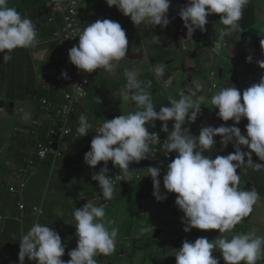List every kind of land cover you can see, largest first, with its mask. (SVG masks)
<instances>
[{
    "label": "clouds",
    "instance_id": "9594fccd",
    "mask_svg": "<svg viewBox=\"0 0 264 264\" xmlns=\"http://www.w3.org/2000/svg\"><path fill=\"white\" fill-rule=\"evenodd\" d=\"M255 1L105 0L109 8L115 7L135 26H140L139 33L142 30L146 32L145 37L155 46L158 55L166 41L176 39V44L193 46L190 41L197 29L203 32L201 37L205 36L202 40L204 44L211 43L210 48L206 47L207 54L201 56L213 57L212 64L202 69L201 58H198L197 65H189L192 71L186 73L191 82L181 88L188 80L182 78L173 86L170 84L172 78L180 76L161 64L166 55L162 53L159 59L155 55L148 58L150 49L145 48L134 52L136 46L147 43L143 38L129 35L134 44L128 53L133 60L139 55L153 60L127 66L124 72H119L115 81L118 88L115 85L112 88H117L116 93L121 96L120 103L124 107L135 108L136 111L103 120L91 141L90 151L84 156L85 164L92 169L101 162L107 165L111 161V166L122 170L130 180V163H139L150 155L154 163L153 149L158 144H165L168 153H177L166 168L149 167L146 171L151 177V182L147 184L153 185V196L158 206L167 203L171 197L161 193V182L166 193L176 194L175 204L184 214L182 219L175 221L179 235H182L179 232L182 229L185 233L192 229L204 232L216 230L219 234L231 230L235 232V226L249 216L260 199L257 192L260 180L252 179L247 171H239L245 164L255 171L264 169V57H255L251 52L264 51V19L258 15L260 1L253 4ZM169 8L175 13H168ZM252 11L256 21L249 26ZM212 14L216 15L207 21ZM180 21L185 30L182 28L176 34V24ZM144 22H148L150 27L141 28ZM196 33L200 34L199 31ZM73 37H78L79 43L69 50V61L79 71L89 75V79L104 76L95 72L101 68L111 73L126 57L129 41L118 22L98 19L86 24L82 31L77 29ZM37 44V27L32 20L22 17L16 8L10 7L8 0H0V53H4L3 62L12 60L11 53L15 49L35 48ZM238 44L242 47L239 48ZM232 49L238 53L232 54ZM238 61L237 72L251 83L242 92L230 86L233 76L224 66L228 64L229 71H232ZM141 65L144 66L143 71L139 68ZM196 67L200 72L198 75H194ZM211 68H214L212 73L209 72ZM61 78L68 79L67 73L62 72ZM72 86L83 94V87ZM47 89L52 90L51 87ZM162 89L167 90L168 96L154 105L152 97ZM187 90L191 95L185 94ZM102 93L97 91L96 99H102ZM61 96L62 93L57 101L51 94L50 99L58 103ZM212 106L217 110H213ZM100 107L97 112L104 117H109L104 110H114L105 104ZM243 119L248 121L247 125L242 122ZM91 120L98 121L95 117ZM147 124L155 127L157 133H150L145 127ZM185 124H190L191 129L183 128ZM92 127L86 116L79 117V136L88 135ZM191 131L199 132V135H191ZM221 148L220 155L214 159L204 154L211 149L212 154H217ZM253 154L263 163L255 162ZM108 172L105 166L91 177L98 183L101 198L106 203L116 199L114 181L117 177L110 178ZM106 203L97 202L94 205L88 202L82 208H75L77 246L68 252L70 259L67 261L61 259L65 255V246L60 235L48 225L34 223L19 243L20 264H24L25 258L35 264H98L95 259L98 254L107 256L115 251L119 232L118 228L111 227L115 221L104 220ZM187 238L192 241H182L180 248L177 244L172 247V242L168 246L175 252L176 264H220L219 259L213 256L217 250L225 264H257L264 255V236H257L255 231L234 234L231 238L219 235L212 241L206 237L194 240L191 235ZM177 240L181 239L174 236L173 241Z\"/></svg>",
    "mask_w": 264,
    "mask_h": 264
},
{
    "label": "trees",
    "instance_id": "16d2710c",
    "mask_svg": "<svg viewBox=\"0 0 264 264\" xmlns=\"http://www.w3.org/2000/svg\"><path fill=\"white\" fill-rule=\"evenodd\" d=\"M259 1L261 0H256L253 4H257ZM250 2H252V0H249V3ZM12 3L16 5V10L21 14L22 17L30 18L32 22L36 25L38 44L36 45L35 48L15 49L11 53L12 60L8 63L3 62L4 53H0V105L4 107L8 113L13 112L18 108L17 105L12 104L11 102L4 101V98L7 96L14 95L15 93L18 92V88L16 85L18 82L17 79L19 76L27 77L29 66L34 71V77H31L32 81L30 84V86H32L31 89L32 95L38 96L39 90L47 89V87H51L52 90L59 93L61 91L59 90L60 87L63 88L65 85L64 82L61 83L60 81V75L63 71L70 74L72 80L70 83L71 94L68 96L62 94L63 96H61V101H63V106H60L52 116L43 109L44 112L46 113V116L42 118L41 116L38 115L39 120L36 122L30 116L36 117L37 114L33 115L31 113H28L29 116H27L21 113L23 123L17 126L14 129V131L10 133L11 135L9 136V138L6 139V137L0 136V172L3 171L4 174L6 172L9 173L10 180L13 181V183H10V192L18 196L19 202L21 203L27 202L28 205L27 221L29 220V223H31V226L25 225L23 227L22 225H18L17 221L19 223H22L23 225L25 224V215H22L23 213L20 204H18V208L21 212L19 217L17 214H15V212H14L15 214L14 217H10L8 215L6 216L0 215V245H4L6 243L4 235L8 230L7 228H5V225L6 227L11 226L15 232L20 230L28 232L30 228L33 226V224L38 222L40 224L50 226L53 230H55L58 234H61L62 236H67V229L64 227V223H63L64 219L61 221L59 225L55 222L51 223L48 220L45 221L44 215L48 211V206L45 205L43 207L40 204L35 203L33 201V196L27 195V193L32 191L31 190L32 187H35L36 191L39 189H43L45 191L46 189L49 190V188H51L56 192L58 190L61 191L64 194L67 202L69 204L71 203L74 195H76L75 191L69 189L68 185L59 184L57 180L53 182V179L47 176L49 163H53L54 169H58L62 167V165L64 164L65 169L72 171V173L74 172V169L80 168L81 165H84L88 169L92 170V168H90L85 164L83 159H79L78 161L76 159V154H75L76 151L80 152V150H82L84 153L82 147H77V149L73 148L76 147L74 142L77 140H79L78 141L79 144L86 145L87 143V141H84L85 136L81 137L77 133V128L79 126V117L81 115H84L87 117L88 120H91V118L94 117L98 120V121L89 122L92 124L93 127L89 130V134L86 135V137L95 134L96 130L105 121V120L101 121L102 115L99 114L97 110H95L96 107L95 103L97 102V100H95L96 93L97 91H103L101 96H104L106 92H109L106 89L109 87H102L99 90H97L96 88H92L95 86L92 79H88V83L85 85H81L77 80L79 77V71L76 67H74V65L70 63L68 56L69 50L74 45L72 44L64 45V41L70 40L78 44L79 40L78 37L77 38L73 37L72 29H66L65 27L59 26L60 20L64 17V15H66L65 12L66 10L63 9L61 13L56 14L54 11H52V8L50 6L51 0H8V5L10 7H12ZM32 3L35 4L34 10L30 9ZM92 8H94V5H91L86 10V11L89 10V14H90V18L86 24L94 23L96 20L100 19L99 15L101 16V18L106 17L107 19L114 20L115 22L121 20L120 25L122 26V28L125 29L129 41V45L127 49L128 52L132 47L130 46L129 35L135 36L136 38L137 37L136 31H140L139 27L138 28L133 27V23L128 17L123 16L115 7L109 8L108 5L105 3V1L101 2L96 7L97 11H94ZM255 21L256 19L254 16V12L252 11L248 19V25L253 26ZM86 24L77 25L76 30L79 29L82 31L83 28L86 27ZM173 45H176V43H173ZM47 46L52 47L54 51L48 53L50 55V63L44 70L43 78L40 79L38 76L39 70L36 68L37 66L34 60L36 58L43 59L40 57L39 54L41 52L46 51ZM178 46H180L181 48V53L177 57H173L170 59H166L165 61H162L161 64L164 67L170 69H174L178 65L182 66V64L184 63H188L190 66L195 67L196 64L194 65L193 58L190 57V54L187 56H183L182 45L178 44ZM190 48L192 49L193 46H191ZM164 54L167 55V52H165ZM173 61H175L174 64H171ZM118 63L120 66L114 68L111 73L106 72L102 68L96 70L95 72L103 73L104 77L108 78L112 83H115L116 79L119 77V72H124L128 68L125 63L122 62H118ZM139 68L141 71L144 70L143 65L139 66ZM46 70L47 73H45ZM72 85H79L83 87V94H80V91ZM55 87H57V89ZM44 99H49V98L47 97L41 98L42 107L44 104L43 103ZM120 99H121L120 95L117 96V100L110 93L105 95V103H104L105 106L114 109L110 112L106 110L103 111L105 115L107 114V116H109V117H105L106 120H111V118L113 119L119 115H127L129 113H133L136 111L135 108H126L124 106H121L122 104L120 103L121 102ZM88 103L90 104V107L91 106L93 107L91 110ZM60 113L62 115L67 116L70 119V122L65 127L59 126L55 122L57 118L61 117ZM54 130H56L55 134L53 133ZM190 134L199 135V132L191 131ZM23 138L28 140V144L22 143V141H20ZM21 144L23 145L22 147H20ZM42 149L45 150L47 149L53 152L45 155L39 152ZM86 149L90 151L89 148ZM63 152H66L67 155L66 156L63 155ZM176 155L177 153H175V157ZM43 156H48V157H43ZM43 158H46L48 160L47 161L35 160V159H43ZM65 158H66L65 162H63V159ZM5 160H6V164L8 165L6 167V170H4L5 168L4 164H1V162H4ZM103 164L104 163L101 162L98 165H103ZM142 169L144 170V166L142 167ZM19 182H21L24 185L21 195H19L18 192H14L12 190L14 187L16 189L18 188ZM92 182L95 185V192L99 195L100 194L99 187H97L96 183L93 180ZM150 182H151V177L148 178V183ZM25 184L27 185L25 186ZM139 190H142V188L139 187ZM150 190L151 189H149V191ZM160 190L164 191L162 193L166 194V191L163 188V182H161ZM134 191L136 193L139 192L138 190H134ZM167 194L176 196V194L174 193H167ZM138 197L142 198L144 209L155 210L156 208H158L157 200H153L152 203L149 204L147 198L145 196L143 197V194L138 195ZM48 198L49 197L47 196L46 197L47 201ZM172 204H174V202ZM172 207L173 205H169V209H171ZM74 210L75 207H71L69 205L67 208L66 216L69 215V218L75 221ZM132 219H135V216L132 215L131 212V220ZM178 219H179V215H178ZM123 220L126 221V217L123 218ZM142 224H144V222ZM174 231L175 233H177L178 231L177 228H175ZM160 238H161L160 236H157L154 239V241L148 243L147 248L150 249V252H147L141 249L139 246H136L130 252V254H133L134 252V254L136 255L138 250H143L144 256H146L144 259V264H153L147 261V255L155 251L161 252V249L159 248V246L161 245L157 244V240ZM135 239L137 245H140L142 243L141 237L136 236ZM18 253H19V249H16V251L12 252L10 255H8V257L13 261L16 262L18 261V264H20L18 259ZM102 258L103 260H105L106 257H102ZM107 258L116 259V257L115 256L112 257L111 254ZM134 261H137V255L135 256ZM156 263L163 264V261L156 259ZM24 264H35V262L28 260V258H25Z\"/></svg>",
    "mask_w": 264,
    "mask_h": 264
},
{
    "label": "crops",
    "instance_id": "0c3cea01",
    "mask_svg": "<svg viewBox=\"0 0 264 264\" xmlns=\"http://www.w3.org/2000/svg\"><path fill=\"white\" fill-rule=\"evenodd\" d=\"M212 28H214V21L212 24ZM196 36H199V38L201 37V34H197ZM168 38L170 39V37L168 36ZM176 41V39H174ZM182 40H185L184 37H182ZM183 43V42H182ZM190 44H192L194 46L193 49H189L190 53V57L193 58V62L194 65L198 63V58H201V54L199 53V51H201L200 49V41L199 43H197V41L195 40V36L192 37V40L190 41ZM197 50V51H196ZM167 52L166 55V59H170L173 57H177L180 53H181V48L180 46H178V43L176 45H173L172 40L170 41H166V45L163 48V50L160 52V55L162 53ZM253 53V55L255 57H264V51H251ZM232 54L238 53V51L236 49H232L231 50ZM175 61H173L171 64H174ZM239 64V61L237 63L234 64V68L232 71H229V66L228 64H224V66L227 68V71L229 72V74H232L231 79L229 81L230 86H235L237 89L241 90V92L245 89H247L248 87L251 86V83L247 82L248 78L247 77H241V75L237 72V66ZM199 69L196 67L195 71H194V75H198L200 74V72H198ZM47 73V70L46 72ZM31 77H34V71L33 69L29 66V71L27 73V77L26 76H19L18 77V82H17V88H18V92L20 94H26V95H32L31 89L32 86H30L31 84ZM233 78V79H232ZM92 80L95 84L94 87L92 88H96L97 90H99L102 87H109L111 88L114 83H112L108 78L104 77V76H93ZM241 80H246V81H241ZM91 88V90H92ZM117 88L114 89L113 93H111V95L113 97H115V99L117 100V96L118 94L116 93ZM38 94V93H37ZM52 94V98L56 99L58 101V96L60 95V93L52 90L51 91ZM108 94V92L105 93V95ZM100 94H97V96H99ZM105 95L103 96L102 99L98 100L95 103V110H101L100 105L105 103ZM168 96V92L166 89H162L160 90V92L158 93V95H154L152 97V102L154 105H156L163 97ZM16 105V104H15ZM124 106V105H121ZM93 107H90V110ZM21 110L19 108H17L15 111L8 113L7 110H5L4 107H2L0 105V136L2 137H6L9 138V136L11 135V129L9 127V123L8 121L13 119V118H22L21 117V113L28 115V113H24V112H20ZM31 118H33L36 122L39 120L38 115L36 117L30 116ZM105 120V117L102 116L101 117V121ZM242 122L244 124L247 125L248 121L246 119H243ZM19 126V125H18ZM220 125H217V127H219ZM145 127L148 129V131L150 133H157V129L155 127H153L151 124H147L145 125ZM188 129H191V127H189ZM159 135V134H158ZM160 137V136H159ZM219 140L221 139V137H218ZM20 141H22V143H27L28 144V140L23 138ZM84 141L86 140V137L84 138ZM77 142V141H75ZM80 146L83 144H79ZM23 145L21 144L20 147H22ZM85 147V145H83ZM221 146V145H219ZM29 148V147H28ZM74 149H77L76 147H73ZM84 153H80V152H75L76 154V159L77 161L79 159H83L84 160V156L85 154L89 151L88 149H84ZM223 148L220 149V151L217 154H212L213 149L209 150L208 152L204 153L207 156H210L211 158H215L217 155H220L221 151ZM67 155V153L65 154V156ZM66 158L63 159V162H65ZM144 162V170L142 169L143 166L137 167L135 166L134 169L135 171L133 172V174L138 175L137 178L134 180L135 183H140L145 185V183L143 182L144 179H147L149 177V173L146 171L149 167H156L155 164L153 163V156H149L148 159L146 160H142ZM260 163H263V161H260ZM1 164H4L5 167H7L8 165L4 162H1ZM113 163L111 161H109L107 163V165L103 164V165H97V167L95 169H92L93 172L98 173L100 171L101 168L103 167H107L109 169V167L112 165ZM150 164V166H149ZM4 170H6V168H4ZM241 172H245V171H241ZM90 174L89 169L87 167H85L84 165H81L80 168L78 169H74V172L72 173V171L65 169L64 164L62 165V167L58 168V169H54L52 166V163H49V169L47 170V176H49L50 178L53 179V182L55 180L58 181L59 184H63V185H68L69 189L75 191V194L71 203L69 204L67 202V200L65 199L64 194L61 191H55L51 188H49V191H51L49 193V198L47 201L46 206H48V211L46 212V214L44 215V220H48L51 223H57L58 225L61 223V221L63 220L64 223V227L67 229V236H62L61 234V241H62V245L65 246V255L61 258L62 260H65L67 258H69L68 256V252H70L71 250L75 249L77 246V236H76V228H75V224L76 221H74L73 219L69 218V215L66 216L67 213V208L70 205L71 207H75L77 206V204L79 203L80 207L82 208L86 203L90 202L92 204H96V202L94 201V195H95V185L92 182L91 176L88 177V175ZM0 175H4L3 171L0 172ZM139 179V180H138ZM138 180V181H137ZM260 182L257 184V192L260 195V199L257 201V203L255 204L252 212L249 214V216L242 218L241 222L238 223L235 228L236 231L233 232L232 230L230 232L227 233H220L218 231H214V232H205L203 237H206L209 241L214 240L215 238H217L219 235L222 236H227L228 238H231L232 235L234 234H245L251 231H255V234L257 236H264V218H261L258 214V212L264 207V177L262 179H259ZM11 183H13V181H11ZM148 183V182H147ZM132 186V185H131ZM37 187V186H36ZM133 187V186H132ZM144 189V188H143ZM31 192H28L27 195L33 196V201L35 203L40 204L42 201V197H43V193L44 190L43 189H39L36 191L35 187H32ZM136 190H138L139 192L137 194L141 195L143 194V197L145 196L149 202V204L152 203L153 200H156L153 196L152 193L150 194H146L145 190H143L142 192L139 190V187L136 188ZM134 191V190H131ZM88 195V197H87ZM115 195H116V199L110 202H105V201H100L99 203L101 204H105L106 203V207H105V222L109 221V220H116L117 224L118 222L122 219L126 217V214L129 216L130 219V212H129V204L128 202V195L124 194V191L116 189L115 190ZM47 196V193H46ZM102 199V198H99ZM167 200V199H166ZM25 204H27V202H25ZM29 204V203H28ZM78 208V209H79ZM175 210H177L178 215L182 214V212L179 210L178 206L175 204H173V207ZM18 215V217L20 216L21 212L18 208V213L16 211L11 212L8 216L10 217H14L15 214ZM28 219V215H25V224L23 225L22 223H18V225H22L23 227L25 225L31 226V223H29ZM139 219H132L131 220V226H130V231L126 233L129 225H128V218H127V224H125L124 227H127V229L125 230V235L127 237H136L137 235H140L141 232H145L148 231L150 228H156V225L153 223H147V224H139ZM27 222V223H26ZM112 227V226H111ZM115 227V226H114ZM5 228H7V232L5 233L4 237L6 240V243L4 245H0V264H18V261H13L12 259H10L8 257V255H10L12 252H15L16 249H19V243L20 240L23 236V234H26L27 232L20 230V231H14L12 229L11 226H7L5 225ZM72 228V229H70ZM117 228V226L115 227ZM74 230V231H73ZM73 231V232H72ZM188 235H191L192 238L195 240L197 238V234H201L200 230L194 231L193 229L186 233ZM179 235L175 233V237ZM143 242L144 240L141 239ZM134 242V241H133ZM142 242V243H143ZM122 241H119L117 250L114 254H118V257H121L119 255V251L121 250V248L119 249V247L121 246ZM141 243V244H142ZM182 243L181 240H177L176 244L177 247L180 248V244ZM119 249V250H118ZM118 251V253H117ZM150 252V250L148 251ZM171 253H174L173 251H171ZM214 254H220L222 255L220 252H214ZM135 254L134 256H132V254L129 253L128 257H121L124 261V259H129L133 262V264H144V259L145 257L139 261H134L135 258ZM102 257H106L104 255H101ZM103 259V258H102ZM113 259V258H110ZM220 264H225V262L223 260H219ZM156 262V260H155ZM98 264H104L103 262L98 263ZM110 264H115V263H110ZM154 264V263H153ZM257 264H264V255L261 256V258L257 261Z\"/></svg>",
    "mask_w": 264,
    "mask_h": 264
},
{
    "label": "rangeland",
    "instance_id": "374dc122",
    "mask_svg": "<svg viewBox=\"0 0 264 264\" xmlns=\"http://www.w3.org/2000/svg\"><path fill=\"white\" fill-rule=\"evenodd\" d=\"M57 2V5L55 6V10L54 12L56 14H59L63 11V7L61 6V3H63L65 0H55ZM105 0H92V5H94V8H92L94 11H97V6L103 2ZM187 3V1H186ZM75 6H78L79 9H83L84 8V4H80L79 2H77L75 4ZM12 7L16 8V5H14V3H12ZM247 6L245 7L244 11L246 10ZM258 8L260 9L258 11V15L260 18L264 19V0H261L259 3H258ZM30 9H35V4L32 3L31 6H30ZM70 9V8H69ZM243 11V13H244ZM168 13H175V11L172 9V8H169V11ZM213 15H216V14H212L210 16L207 17V21L210 20V18L213 16ZM99 18L100 19H107L106 17H102L99 15ZM114 21V20H112ZM118 23L120 24L121 23V20L118 21ZM144 24V27H141V28H144L146 29L147 27L149 28L150 25L148 22H144L142 23ZM151 24V23H150ZM153 26H157L155 24H152ZM133 27H140V26H135L133 24ZM124 29V28H123ZM125 30V29H124ZM148 31V30H147ZM159 31L161 32V29H159ZM162 31L166 32L165 28H162ZM75 32V31H74ZM137 33V37L136 38H143L145 41H146V47H147V50L150 49V55H155L157 57V51L155 49V46L152 45V42L151 41H148V39L145 37L147 36L146 35V32L144 30H142L141 33H139L138 31H136ZM130 40H132V37L129 38ZM175 41L173 40V43ZM68 44H72V45H77L76 42H73V41H70V40H65L64 41V45H68ZM189 45L187 44H183L182 45V52H183V56H187L189 55L191 52L189 51V49H191L190 47H188ZM206 46L207 48H210L211 47V43L208 42L206 44H204L203 46H201V51H200V54L203 56V55H206L207 54V50H206ZM139 46H136L135 47V50H138ZM184 49V50H183ZM54 51V49L50 46H47V50L44 51V52H41L39 55L41 58L43 59H35V64H36V68L39 70V73H38V76L40 79L43 78L44 76V70L45 68L48 66V64L50 63V55L48 53ZM201 61H202V69L203 68H206L208 65H211L212 64V61H213V57H210V56H206V57H201ZM208 61V62H207ZM122 63H125V62H122ZM167 63V62H165ZM129 64H132V63H129ZM75 67V66H74ZM214 71V68H211L209 70L210 73H212ZM185 78V81L188 80L189 76L188 77H184ZM114 85L118 88V86L114 83ZM169 87V85H168ZM108 91H114V88H106ZM170 89V87H169ZM52 90L50 89H40L39 90V95H26V94H20V93H15L14 95H11V96H7L4 98V101L6 102H11L12 104H16L18 106V108L21 110L20 112H24V113H31L33 115H39L41 116L42 118H44L46 116V113L44 112L43 110V107H42V101H41V98L42 97H47V98H51V92ZM171 91V89H170ZM63 96V95H62ZM98 101V99H95ZM212 109L213 110H217V109H214V106H212ZM89 122H93V120H88ZM9 123V127L11 129V132L14 131V129L23 123L22 121V118H13L11 120L8 121ZM190 127V124H185L183 125V128H186L188 129ZM10 132V133H11ZM229 148V147H228ZM80 153H83L82 150H80ZM35 160H39V161H47L48 159H35ZM156 162H158V160H156ZM4 163H6V160L4 161ZM129 170L134 172L135 169L132 167V166H129ZM89 172L90 174L88 175L92 177L93 174H95V172H93L92 170L89 169ZM112 176L113 178H115V176L117 177L115 179V183H114V187L115 189H119V190H122L124 191V194L128 195V204H129V211L131 210L133 212V215H137L138 212L144 208V204H143V200L142 198L138 197V196H133V194H129V190L130 188H124L122 186H120L118 184L119 182V177H118V174L116 173H112ZM138 181V180H137ZM145 183V185L143 184H140V183H136L134 184V188L133 190H136L137 187H141L142 190H140L141 192L143 191V188L144 190L146 191L145 193L148 195L150 193L153 194V186H150L147 184L148 181H143ZM10 183H11V180H10V177H9V173L6 172L4 175H0V215H3V216H6V215H9L11 212L13 211H16L18 213V204L21 205V209H22V215H28L27 214V211H28V205L25 204V203H21L19 202V198L17 195H14L10 192ZM149 189H151L149 191ZM51 191H49L48 189H46L43 193V197H42V201L40 203L41 206H45L47 204V199L46 197L49 196V193ZM164 192V191H161V193ZM46 193H47V196H46ZM167 194V193H166ZM88 197V195H87ZM176 199V196H171L169 199H168V204L169 205H172V203L174 202V200ZM94 201L97 203V202H100L102 201V199H98V194L95 193L94 195ZM80 205L79 203L77 204L76 208H79ZM171 219H175V221L178 222V220H180L182 217H183V213L179 215V219H178V213H177V210H175L174 208H171ZM261 218H264V207L258 212V214ZM127 218H128V229L127 227H124L125 224H127ZM112 221H115V223L112 225V227H116L119 229V232H118V236L116 238V245H115V251L113 253H111V256H115L116 259H109L107 258L109 255L106 256L105 260H103L101 258V255L102 254H98L95 259H97L98 263H101L103 262L104 264H110V263H115V264H133V262L129 259H126L129 255V253L134 249V247L136 246H139L141 249L145 250V251H149L150 249L149 248H146L145 244H143L144 242H147L149 241L150 239H153V235H157L159 232H161L160 229H154V228H150L148 231H145V232H141L140 235H137L139 237H141V239L144 240V242L140 245H137L135 244L136 242V239L133 240L132 237H127L124 233H125V230L127 229L126 233L130 231V226H131V212H130V219H129V216L126 214V221H124L123 219H121L118 224H117V221L116 220H112ZM144 221H148V219L146 218L145 220H141L139 222V224L141 225ZM164 224V223H162ZM179 225V224H178ZM180 228H183V226L179 225ZM194 231H197V229H193ZM215 230H209V232H214ZM204 234H197L196 236H202ZM167 236V234H163L162 237L160 239L157 240V244H161V246H159V248L161 249V252H151L147 255V261L149 263H154V264H157L155 262L156 259L158 260H161L163 261V264H176V260H175V254L174 253H171L172 249L169 248L167 249V245H166V242H165V237ZM136 238V237H135ZM122 241L121 243V246L119 247V249L121 248V250L119 251V255L121 257H126L123 261V259L121 257H118V254H114L117 250V247H118V244H119V241ZM135 241V242H133ZM118 249V250H119ZM143 250H138L136 255H137V260L141 261L145 256H144V251ZM118 253V251H117ZM134 256V252L132 254ZM105 256V255H104ZM69 258L65 259L64 261H67L69 260ZM15 264V263H14ZM17 264V263H16ZM143 264V262H142Z\"/></svg>",
    "mask_w": 264,
    "mask_h": 264
},
{
    "label": "built area",
    "instance_id": "2783aa9c",
    "mask_svg": "<svg viewBox=\"0 0 264 264\" xmlns=\"http://www.w3.org/2000/svg\"><path fill=\"white\" fill-rule=\"evenodd\" d=\"M79 2L80 4H84V8L81 10L78 8V6H75V4ZM92 0H65L63 3H61V6L63 7L64 10H66V15H64V17L60 20L59 22V26L60 27H65L66 29H72V35L74 33V31H76V26L77 25H83V24H86L90 18V14H89V10L86 11L91 5H92ZM57 5V2L55 0H51V8H52V11L55 10V6ZM70 8V9H69ZM70 39V38H68ZM79 71V70H78ZM64 72V71H63ZM215 74V72L213 73V75ZM67 76H68V79H62L61 78V75H60V81L61 83L64 82L65 85L64 87H60L59 90L60 93L64 94L65 96H68L71 94V86H70V83H71V80H72V77L70 74L67 73ZM88 79H89V75L79 71V77H78V81L81 85H85L88 83ZM57 89V87H55ZM43 109L45 111H47L51 116L57 111V109L60 107V106H63V101H60V102H54L52 101L51 99H44L43 100ZM60 116L59 118H57L55 120V122L57 123V125L59 126H67L68 123L70 122V119L65 116V115H62L60 113ZM97 125V124H96ZM95 125V126H96ZM53 133L55 134L56 133V130L53 131ZM96 134H93L91 136H88L86 137V140H87V143L85 145L86 148H89L90 149V144H91V141L92 139L94 138ZM79 140H77V142H74V144L77 146V147H82L85 149V147L83 145H79L78 143ZM72 145V144H71ZM39 152L47 155L49 153H52L53 151H45V149H42L40 150ZM153 155L154 156V164L156 167H159L160 169L161 168H166L167 164L170 163L173 158L175 157V153L172 152V153H168L167 151V148H166V145L163 144V143H160L158 144L154 149H153ZM43 157H48V156H43ZM45 159V158H43ZM156 160H158V162H156ZM116 173L118 174V177H119V182L118 184L124 188H128L130 187L129 185L134 182V180L137 178L138 175L136 174H133V172L131 173V179L129 180V178L127 176L124 175L123 171L122 170H117V169H114L113 166H110L109 168V172H108V175L110 178H113L112 176V173ZM150 178V177H148ZM148 178L147 179H144L143 181H148ZM139 180V179H138ZM27 182V181H26ZM98 186V183L96 181H94ZM28 183V182H27ZM115 183V181H114ZM135 183H132V186H134ZM27 184H25L26 186ZM23 184L21 182H19L18 184V188L16 189L15 187L12 189L14 192H18L19 195H21V192H22V189H23ZM127 186V187H126ZM116 190V189H115ZM101 198V195L99 194L98 195V199ZM25 203V202H24ZM22 208V207H21Z\"/></svg>",
    "mask_w": 264,
    "mask_h": 264
},
{
    "label": "flooded vegetation",
    "instance_id": "af4514ba",
    "mask_svg": "<svg viewBox=\"0 0 264 264\" xmlns=\"http://www.w3.org/2000/svg\"><path fill=\"white\" fill-rule=\"evenodd\" d=\"M204 37L205 36H202L200 38L197 37L195 39L197 41V43H199V41H200V44H201L200 46H203L204 45V42L202 41ZM133 44L134 43H132V41L130 40V46H133ZM237 46L239 48L242 47V45H240V44H238ZM141 48H145V50H146L147 49L146 44H143L142 46H140L138 48V50H135V48H134L133 51L134 52H137V51L141 50ZM129 51H131V49ZM128 52L126 53V57L123 60L119 61V62H125V64L127 66L133 65L135 63L143 64V62H146V61L152 62V60H153V59H147L144 55H139L138 56V59L133 60L132 55H129ZM150 57H151L150 52H148V58H150ZM157 58L159 59L160 58V55H157ZM129 63H132V64H129ZM204 74L207 75V72H205ZM252 158H253V160L255 162L260 163L258 157H256L255 154H253ZM239 171L240 172L241 171H247V172H249L251 178L252 179H255V180H259V179H262L264 177V169H262L260 171H255V170H253L252 167L247 166L246 164L245 165H241ZM128 188H130V190L128 191L129 194H133V196H138L139 195L135 191H131V190H133L134 186L133 187L130 186ZM132 215H133V212H132ZM171 217L172 216L170 214L169 207L167 209H165L162 206H158V208H156L155 210H150V209H144L143 208V209H141L138 212L137 215H135V219H139L138 220L139 222L141 220H145L147 218L148 221H144L145 224H147V223H153V224L156 225V228H154V229H160L161 230V232H159L157 235H155V234L153 235L154 236L153 239H150L149 241L143 243V244H145L146 248H147V245H148L149 242L154 241V239L157 236L162 237L163 234H167V236L165 237V242H166L167 247L170 245L171 240L174 238V235H175L174 229L176 228L175 220L171 219ZM162 223H164V224H162ZM204 233H205L204 231H201V234H204ZM199 237H203V235L202 236H198L197 238H199ZM132 238H133V240L135 239L134 237H132ZM135 244H137V243L135 242ZM167 249H169V248H167ZM213 256L216 257L219 260H222V255H220V254H214Z\"/></svg>",
    "mask_w": 264,
    "mask_h": 264
},
{
    "label": "water",
    "instance_id": "95a60500",
    "mask_svg": "<svg viewBox=\"0 0 264 264\" xmlns=\"http://www.w3.org/2000/svg\"><path fill=\"white\" fill-rule=\"evenodd\" d=\"M176 26H177L176 34H179V31H180L182 28L184 29V27H183V22L180 21L178 24H176ZM184 30H185V29H184ZM197 31H199L200 34H203V32H201L199 29H197V30L193 33L192 36H195V33H196ZM184 36H185V38L187 39V36L185 35V33H184ZM195 37H196V36H195ZM187 42H188V41H187ZM189 71H192V68L189 66L188 63H184V64H182V66H179V65L176 66V67L173 69V74H177L176 76H180V77H178V79H176V78H172V79L170 80V84L173 86V85L175 84V82H178V81L182 80V78L188 76V74H186V73H188ZM183 73H184V75H181V74H183ZM190 82H191L190 80H188L187 82H184V83L181 85V88L185 87V86H186L188 83H190ZM185 94H189V95H191V93H190L188 90L185 92ZM143 165H144V162H143V161H140L139 163H137V162H136V163H135V162H132V163H130L129 166H132V167H133V166L140 167V166H143ZM117 167H118V166H117ZM126 187H127V186H126ZM171 196H175V195H171ZM162 207L165 208V209H167V208L169 207V204L163 202ZM170 214H171V210H170ZM176 228H178L177 225H176ZM179 232H180L182 235H177L176 237H178V239H181V241H184V240L192 241L191 239L187 238L188 234H186V233L183 231V229H182L181 231H179ZM176 234H177V233H176ZM171 242H172V247L176 245V242L173 241V239L171 240ZM180 247H181V245H180Z\"/></svg>",
    "mask_w": 264,
    "mask_h": 264
}]
</instances>
